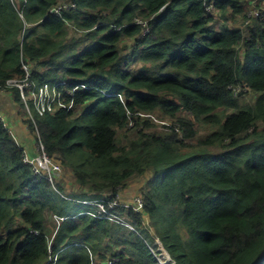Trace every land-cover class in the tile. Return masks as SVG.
<instances>
[{
    "label": "trees",
    "instance_id": "obj_1",
    "mask_svg": "<svg viewBox=\"0 0 264 264\" xmlns=\"http://www.w3.org/2000/svg\"><path fill=\"white\" fill-rule=\"evenodd\" d=\"M256 1L0 0V95L21 125L25 101L5 85L24 78L25 63L38 87L72 91L34 117L63 169L56 187L0 120V264H164L157 240L168 264H264Z\"/></svg>",
    "mask_w": 264,
    "mask_h": 264
},
{
    "label": "built area",
    "instance_id": "obj_2",
    "mask_svg": "<svg viewBox=\"0 0 264 264\" xmlns=\"http://www.w3.org/2000/svg\"><path fill=\"white\" fill-rule=\"evenodd\" d=\"M60 11H61V7H57L52 10V12L55 14H58ZM141 24H143L145 27L144 28L145 35L148 34L150 30L148 29L147 24L146 23H141ZM23 71H24V78L10 79L7 81L5 86L10 88H18L20 90L22 98L25 101V111L30 116L34 126L33 127L34 131L37 135L36 137H38L36 139L37 145L35 144V147H37L36 148L37 151L34 153V155L25 151L24 162L29 164L33 168V171L36 174H39L47 178L53 185H56L58 178L62 173L61 171L62 169L60 165H58L55 162V160L48 155L45 146L38 141V139H40V132L33 115L31 104H33L37 115L39 117H44L45 115L53 114L56 111L65 107L66 96L67 95L72 96V91L66 89L67 86L66 81L58 82L54 85H50L46 83L38 87L34 82L31 81L32 67L25 63L23 65ZM3 89L4 86L0 85V91H2ZM0 120L6 122V119L1 116H0ZM27 126L30 127L29 125ZM97 206L100 212L109 215L113 220L118 219L116 216L110 214V212L106 209V207L102 203H97ZM64 219L65 218H63L62 220ZM157 245L159 246L158 243ZM159 260L164 264L173 262L171 258H169L167 262H165L164 260L162 261L161 258H159Z\"/></svg>",
    "mask_w": 264,
    "mask_h": 264
},
{
    "label": "rangeland",
    "instance_id": "obj_3",
    "mask_svg": "<svg viewBox=\"0 0 264 264\" xmlns=\"http://www.w3.org/2000/svg\"><path fill=\"white\" fill-rule=\"evenodd\" d=\"M253 7H256V6H258V1H256V0H253ZM25 6H26V2H25V4H24V6L22 7V9L20 10V12H19V14H20V16H22V17H24L23 15H24V10H25ZM72 8H75L74 6H72ZM244 27V26H243ZM242 27V28H243ZM73 28V27H72ZM74 31V30H73ZM77 35V34H76ZM243 91H247V88H245ZM247 97H251V99L252 100H254L255 99V95H248ZM31 108H32V111H33V115H34V117H38V115H37V113H36V110H35V108H34V106H33V104H31ZM21 113H22V120H23V122L25 123V124H27V125H29V126H33V124H32V120H31V118H30V116L27 114V112L25 111V110H23V111H21ZM157 119H159V117L158 116H154V120H157ZM164 123H166V122H162V124H160V126H162ZM13 125V124H12ZM14 126V125H13ZM38 126V125H37ZM34 127V126H33ZM26 128H27V130H29L30 131V127H28V126H26ZM32 132L33 133H31V135H33V137L36 139V136H34V134H36L35 133V131H33L32 130ZM207 135V132L205 131V130H201L200 131V136L198 137V138H196L195 140H199V139H203V138H205V136ZM37 141V140H36ZM36 143V142H35ZM37 145V144H36ZM37 147H35V149H34V151L36 152L37 151V149H36ZM58 165H60V163H58L57 161H55ZM60 167H61V169H62V166L60 165ZM62 171V173H61V175H60V177L58 178V181L57 182H59L61 179H62V177H63V169L61 170ZM66 183V180L64 181V184ZM57 184V183H56ZM55 187H56V185H55ZM135 189V188H134ZM128 195L130 196V197H133L134 198V201H135V203H137V204H139L140 202H139V197L138 196H140V193H139V191H138V189H135V191H132V192H129L128 193ZM121 196L122 197H124V195H122L121 194ZM85 204H91L90 202H84ZM96 206H97V204H95ZM115 205H117V203H115ZM98 207V206H97ZM112 208H114V207H112ZM139 209H140V207L139 208H137V211H139ZM49 214H47V218L49 219L50 217L48 216ZM114 222H116V221H114ZM52 223H54V222H52ZM146 227H148V229L150 230V231H152V228H151V226L150 225H148V223L146 224ZM132 230H134V228H131ZM159 244V250L161 251V254H160V256H159V258H161V260L163 261H165V262H167L168 261V259L169 258H171L172 259V257H170V255L168 254V252L165 250V248H164V246H163V244L160 242V240H157L156 241V244ZM151 251L152 252H154V250L151 248ZM57 256V255H56ZM53 257L52 258V260H53V263L54 264H56V262H57V257ZM175 263H176V261H174ZM110 264H112V261L110 262Z\"/></svg>",
    "mask_w": 264,
    "mask_h": 264
},
{
    "label": "crops",
    "instance_id": "obj_4",
    "mask_svg": "<svg viewBox=\"0 0 264 264\" xmlns=\"http://www.w3.org/2000/svg\"><path fill=\"white\" fill-rule=\"evenodd\" d=\"M0 112L4 114V117L6 120H9L11 125H14L17 131V139L20 144L24 145L23 147L25 151L31 154L35 153V138L26 127L24 128V126L21 125L20 116L18 115V107L14 104L11 95H0Z\"/></svg>",
    "mask_w": 264,
    "mask_h": 264
}]
</instances>
